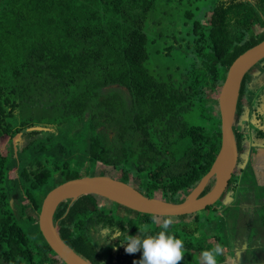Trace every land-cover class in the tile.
<instances>
[{
	"label": "trees",
	"instance_id": "16d2710c",
	"mask_svg": "<svg viewBox=\"0 0 264 264\" xmlns=\"http://www.w3.org/2000/svg\"><path fill=\"white\" fill-rule=\"evenodd\" d=\"M155 2L0 0V139L10 140L0 153V264H63L44 242L37 214L51 189L95 164L122 182L136 176L144 196L173 203L209 171L220 145L210 93L264 39V0H216L185 13L177 45L190 62L165 75L147 67L144 24ZM35 115L46 129L21 133ZM19 134L24 143L13 144ZM96 203L85 195L53 215L62 241L89 263L95 250L75 229ZM212 217L194 216L190 242L199 256L211 249L207 223L217 243L226 237L223 218Z\"/></svg>",
	"mask_w": 264,
	"mask_h": 264
},
{
	"label": "flooded vegetation",
	"instance_id": "af4514ba",
	"mask_svg": "<svg viewBox=\"0 0 264 264\" xmlns=\"http://www.w3.org/2000/svg\"><path fill=\"white\" fill-rule=\"evenodd\" d=\"M256 66L259 67L254 68ZM232 131L237 150L234 170L218 203L203 211L220 214L225 223L227 234L224 240L227 243L223 239L220 242L224 249L222 256L225 257L220 264H227L234 259L236 264H250L251 260H264V61H259L244 75ZM213 183L214 179L207 186L211 188ZM225 195L227 200L223 202L221 200ZM96 208L92 218H86L80 230L75 229L76 232L80 231L82 239L95 250L90 264L138 262L142 257V250L134 254L126 253L124 248L127 242L122 241L123 236L113 239L112 232L119 229L123 234L137 237L140 235L139 228L147 227L151 229L150 234H155L162 230L160 223L165 218L173 220L168 230L172 232L171 235L184 243L185 252L179 264H200V256L193 251L190 242L193 239L190 231L194 227V216L199 212L176 217L150 215L152 217L149 221L141 213L109 201L97 202ZM104 216L109 218L106 221L100 220ZM157 217L160 222L155 223ZM214 231L215 225L210 233L205 231L206 237L212 240L213 247L219 244L212 238Z\"/></svg>",
	"mask_w": 264,
	"mask_h": 264
},
{
	"label": "water",
	"instance_id": "95a60500",
	"mask_svg": "<svg viewBox=\"0 0 264 264\" xmlns=\"http://www.w3.org/2000/svg\"><path fill=\"white\" fill-rule=\"evenodd\" d=\"M264 59V39L239 55L229 66L219 89L217 110L220 120V145L209 171L200 179L181 203L146 197L129 183L105 175L83 176L67 180L51 189L40 205L37 227L44 242L64 264H90L75 253L60 238L53 215L57 206L64 202L91 195L118 204L137 213L176 217L192 215L214 205L221 197L234 170L237 150L232 131L236 103L244 75ZM46 128L28 127L21 133L40 131ZM20 137V134L13 139ZM211 179L212 187L202 194ZM202 194V195H201ZM11 203V201H10Z\"/></svg>",
	"mask_w": 264,
	"mask_h": 264
},
{
	"label": "rangeland",
	"instance_id": "374dc122",
	"mask_svg": "<svg viewBox=\"0 0 264 264\" xmlns=\"http://www.w3.org/2000/svg\"><path fill=\"white\" fill-rule=\"evenodd\" d=\"M201 1L202 0L196 1L197 4L195 2L188 4L189 0H156L153 9L148 13L144 24V30L147 36V67L150 70L157 71L162 73V75H165V73L173 71L175 68L185 67L186 64L190 62V57H185L178 49V41L182 38V34L179 33V31L180 29H183L181 27L185 13H193V7L195 6L197 8L203 9L204 4L212 5L216 0H204V3ZM256 30L258 32L262 31V29L258 27ZM257 67L259 66L254 68ZM218 92L219 91H212L210 93L209 103L214 105L215 111L217 110ZM31 120L34 127L43 128V121H45L44 117L35 115L31 117ZM14 143L22 144L24 143V139H20L19 137L14 141ZM9 145L10 140L8 138H1L0 153L5 155L9 151ZM17 149L18 147H13V151H16ZM92 175H105L116 178V172L111 167H105L101 164H95L86 176ZM10 176L13 177L14 174L10 173ZM128 183L137 188L139 185V180L136 176H131L128 180ZM157 198L160 199L159 194H157ZM96 200L98 203L107 202L100 197H96ZM225 200H227L226 195L221 201L224 202ZM211 213V211H202V213L199 212L198 215L203 217L207 216L214 222L215 218H211ZM156 222H160L159 217L155 218V223ZM213 226L214 223H207L204 229L207 233H210ZM206 241L208 246L213 248L212 240L205 238L204 242ZM251 262L252 263L250 264H260L263 263L264 260H251ZM227 264H236V260L234 259L232 261H228Z\"/></svg>",
	"mask_w": 264,
	"mask_h": 264
},
{
	"label": "clouds",
	"instance_id": "9594fccd",
	"mask_svg": "<svg viewBox=\"0 0 264 264\" xmlns=\"http://www.w3.org/2000/svg\"><path fill=\"white\" fill-rule=\"evenodd\" d=\"M173 220L165 218L160 223L161 231L150 234L151 229L139 228L140 235L137 237L128 236L121 233L119 229H114L112 238L123 236L122 241H126L124 251L134 254L142 250V257L133 264H179L184 256V243L175 235L169 234V227ZM223 246L216 244L213 248L203 250L200 255L201 264H218L217 257L223 254Z\"/></svg>",
	"mask_w": 264,
	"mask_h": 264
}]
</instances>
